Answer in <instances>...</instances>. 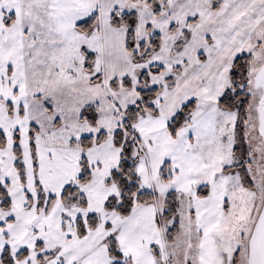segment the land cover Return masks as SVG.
<instances>
[{
    "label": "snow or ice",
    "instance_id": "snow-or-ice-1",
    "mask_svg": "<svg viewBox=\"0 0 264 264\" xmlns=\"http://www.w3.org/2000/svg\"><path fill=\"white\" fill-rule=\"evenodd\" d=\"M0 264H264V0H0Z\"/></svg>",
    "mask_w": 264,
    "mask_h": 264
}]
</instances>
